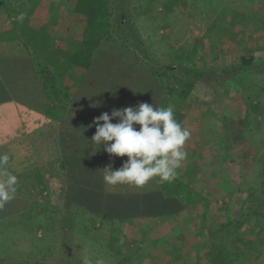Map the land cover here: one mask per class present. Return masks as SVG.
<instances>
[{"label":"rangeland","instance_id":"374dc122","mask_svg":"<svg viewBox=\"0 0 264 264\" xmlns=\"http://www.w3.org/2000/svg\"><path fill=\"white\" fill-rule=\"evenodd\" d=\"M111 5L116 20L136 26L134 43L150 64L199 74L176 118L195 122L197 136L203 125L200 181L187 177L186 185L194 198L179 221L129 225L117 234L110 223L84 221L89 215L76 220L51 196L34 211L7 203L0 213V264H199L190 253L203 244L211 247V240L216 255L233 252L234 264H254L264 250V197L248 196L264 154V0H111ZM51 7L46 0L39 10L49 18L57 13ZM63 24L61 30L72 26ZM71 28L80 35V28ZM172 101L174 106L178 100ZM11 203L18 204L15 197ZM227 222L229 228L220 230ZM205 256L203 250L200 264H212Z\"/></svg>","mask_w":264,"mask_h":264},{"label":"crops","instance_id":"0c3cea01","mask_svg":"<svg viewBox=\"0 0 264 264\" xmlns=\"http://www.w3.org/2000/svg\"><path fill=\"white\" fill-rule=\"evenodd\" d=\"M45 1L40 0L30 18V26L38 30L53 22L56 49L74 47L81 33L74 35L71 27L77 26L81 32L83 29L80 18L73 13L75 1L50 0L55 5L52 11L59 15L49 18L48 12L39 10ZM37 17L41 19L36 20ZM64 20L72 22V26L61 30V23L66 26ZM33 56V50L0 9V154L9 156L8 171L17 177L15 198L37 204L51 196L54 205L67 209L66 213L89 215L84 218L86 221H118L121 232L129 225L140 227L158 219L181 220L188 206L185 198V203L181 198L173 202L172 214L155 215V180L141 188L106 186L103 169L109 165L113 170L119 169L127 157H110L103 148L99 150L89 142L95 134V118L105 112L110 114L112 109L136 108L138 96L123 98L112 94L101 85L99 72L92 75L62 60L56 63L55 69L47 66L51 76L48 86V77H44L42 70L43 61ZM152 103L156 106L155 101ZM182 106L175 118L180 116ZM177 121L190 131L191 142L184 146L188 159L178 169L177 178L168 184H178L185 189L187 177L194 183L196 179L200 181L202 150L198 149V142L202 141L203 122H200L201 131L197 136L195 122ZM205 129L208 132L209 128ZM193 171L198 174L193 175ZM134 206L135 210L131 208Z\"/></svg>","mask_w":264,"mask_h":264},{"label":"trees","instance_id":"16d2710c","mask_svg":"<svg viewBox=\"0 0 264 264\" xmlns=\"http://www.w3.org/2000/svg\"><path fill=\"white\" fill-rule=\"evenodd\" d=\"M39 3L40 0H0V9L8 17L13 28L25 39L28 47L33 50V59L35 58L37 60L40 57L43 61L42 70H44V77H48V84L46 85L50 86L49 82H51V76L47 66L49 65L55 69L56 63L62 60L68 62L69 65L76 69L88 70L92 75L95 72H99L101 85L107 88L108 92L118 94L123 98H127L128 96L134 98L138 96L136 97L138 98V102L139 100L140 103H152L155 101L157 107H166L169 104L173 105L174 101L172 100L177 99V104L174 105V115L196 85L199 74L192 70L180 67L178 70L171 65L162 67L156 64H150L147 59L148 54L145 53V50L142 49L140 44L136 45L134 43V39L138 37L136 26L129 21H122L121 18L115 19L116 14L113 11L116 10L111 5V0H75L73 13L80 18L83 29L79 41L76 42L75 46L72 48L70 46L66 50L56 49L55 47V23L50 22L38 30H33L30 26V18ZM164 10L166 11V9ZM126 101L129 105L128 100ZM256 166L257 186L249 189L248 196L256 197L258 194L263 198L264 154L258 160ZM175 185L169 186L168 182L162 185L156 183L154 187L156 216L164 214L165 212L172 214L173 202L176 199L178 200V198H181L182 202L183 198H185L187 203L194 198L191 189L187 190L178 184ZM106 190L111 191L109 188ZM113 192L116 193L117 191ZM47 193L49 194V192ZM12 200L8 203L11 206H15V208L17 207V211L25 212L28 207L29 211H32V209L34 211L37 205L32 200L28 201V206L23 199H16L18 204L11 203ZM19 204L21 206L20 208L16 206ZM6 205L3 208H6ZM206 206L208 207V205ZM11 208L15 209L14 207ZM131 208L135 210V206ZM208 208L210 211V205ZM1 209L0 213L2 211ZM201 210L207 212L206 207L201 206ZM115 211L114 208L113 212ZM74 215H77V213H74ZM163 216L167 215L164 214ZM76 217L78 218L76 220H82L80 216ZM89 221L93 220H87L86 222ZM107 222L111 224L110 229L116 227L115 234L120 231L118 221L111 220ZM229 224L228 222L221 223L219 226L221 228L220 230L229 228ZM237 228L238 225L236 226V231ZM262 232L264 234V230ZM40 234L42 233L39 232L38 235ZM250 237L251 234L248 238ZM212 242L213 240L210 242L211 247L208 248L203 244V247L192 251L190 255H194L193 259L200 264L199 255L205 250L206 256L202 258L203 260H211L212 264H234L233 255L235 253L231 252L229 255L218 253L216 255ZM250 242L256 247L255 243L257 239ZM45 253L43 255L44 257H46ZM256 257L257 260L254 264H264V250L262 248L258 250Z\"/></svg>","mask_w":264,"mask_h":264},{"label":"clouds","instance_id":"9594fccd","mask_svg":"<svg viewBox=\"0 0 264 264\" xmlns=\"http://www.w3.org/2000/svg\"><path fill=\"white\" fill-rule=\"evenodd\" d=\"M174 112L171 104L157 107L140 103L136 108L112 109L110 114L105 112L94 119L91 145L103 148L110 157H127L119 169L113 170L111 165L103 169L106 186L141 188L153 180L162 184L177 178L178 169L188 159L184 146L191 133ZM8 162L9 156L0 154V208L17 192L18 180L8 171Z\"/></svg>","mask_w":264,"mask_h":264}]
</instances>
